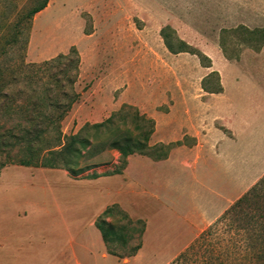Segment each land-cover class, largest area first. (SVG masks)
<instances>
[{
  "label": "rangeland",
  "instance_id": "374dc122",
  "mask_svg": "<svg viewBox=\"0 0 264 264\" xmlns=\"http://www.w3.org/2000/svg\"><path fill=\"white\" fill-rule=\"evenodd\" d=\"M38 1L0 0V27L8 18L17 20ZM38 15L30 22L27 31L29 44L25 52L17 50L14 61L10 65H3L4 69L6 66L10 67L6 71L7 75L14 73L16 76V80H9L11 83L5 90L13 93L25 90L30 84L34 86L39 83L38 85L44 86L56 74L61 78L59 72L66 67V61L60 60L50 65L43 63L64 53L48 59H40L33 54L38 50H52L57 45L60 47L73 43L80 60L79 77L73 85L79 98L62 122V131L66 137L79 133L87 124L102 123L128 106L131 107V114L137 112L138 117L142 118H130L127 126L131 130L139 124L147 126V132L154 126L155 131L156 121L151 113L166 112L174 108L177 111L200 113L203 117L201 128H207L210 124L212 129L223 131L227 138L235 142L239 138L238 133L229 122L216 115L219 102L210 101V98L215 97L202 89L203 79L212 71L219 72L223 89L225 82L231 87L230 98L237 96L229 104L224 102L225 107L228 105L230 113L239 114L248 124L239 127L240 143L230 149L234 156V167L228 176H222L223 168L220 169L217 186L225 184L227 180L229 187L232 185L236 188L244 178V185L249 187L198 234L193 243L206 233L204 245L200 244L201 254L197 256L192 252L182 264H196L197 258L204 255L208 257L210 252H206V247L215 248L217 259L213 261L217 264H264V55H260V59L257 55L264 47L256 48V42L251 43L252 46L243 43L244 39H256L262 35L258 31L264 30V0H54L51 9L40 18L37 42H33L31 49L34 22ZM166 26L173 28L175 37L208 56L212 60V68L203 67L197 55L171 54L161 36V31ZM241 27L255 31L256 35L239 30ZM223 39L225 50L221 46ZM22 53L26 64L30 65L18 63ZM218 56L223 57L225 65L239 64L235 65L233 74L227 75L221 62V71L213 67L214 59ZM72 59L76 60L77 56ZM67 66L69 73L75 75L76 70L70 68L69 64ZM242 70L246 72L244 76ZM234 78H237V83ZM65 84L64 81L61 83ZM53 85L52 83L50 86L54 88ZM67 85L63 88L64 91L71 90ZM59 90L56 87L54 93H59ZM15 99L14 104L4 103L5 100L0 99V125L7 128L19 122L27 125L24 118L28 115L25 111L18 110V106L25 103L24 97ZM9 105L17 109L13 115L5 113ZM225 111L227 112L226 108ZM151 119L154 125L150 122ZM138 133L135 131L134 134ZM184 142L191 143L188 138ZM151 147L153 149L148 153L152 155L147 156L154 158L169 154L176 146L157 144ZM90 150L82 162L87 170L77 179L71 178L63 170L28 167L31 174L29 171L14 172V180L21 183L22 190L35 189L36 200L40 199L39 201L48 205L50 198L47 196L52 191L57 193V203L71 208H84L76 216L84 215L86 176L93 173L113 174L116 171L123 174L129 158L126 166H123L121 155L116 150ZM22 156L23 153H19L18 149L5 150L1 160H19ZM217 166H222L220 161ZM9 167L23 166L12 165L5 169ZM5 169L0 172V215L4 210L3 202L8 201L1 194L8 184L2 178ZM33 177H36V181L31 185L28 182ZM246 195L248 200L237 204ZM212 200L213 196L210 195L205 202ZM17 210L23 215L21 208ZM176 234V229L169 230L171 242ZM136 244L137 241L134 240L124 247L118 242L113 243L112 248L119 253H126Z\"/></svg>",
  "mask_w": 264,
  "mask_h": 264
},
{
  "label": "crops",
  "instance_id": "0c3cea01",
  "mask_svg": "<svg viewBox=\"0 0 264 264\" xmlns=\"http://www.w3.org/2000/svg\"><path fill=\"white\" fill-rule=\"evenodd\" d=\"M53 4L51 0L35 19L31 49L33 42H37L40 18ZM73 45L38 50L33 56L48 59L58 53H67ZM257 55L260 59L264 49ZM220 62L227 75L233 74L235 65H239H225L223 57L218 56L213 67L220 70ZM241 73L246 74L244 70ZM234 80L238 82L237 78ZM230 88L224 82V92L212 94L215 98L210 101L219 102L216 115L229 122L238 133L237 141L227 138L217 128L212 129L209 123L207 128H201L203 117L198 112L174 108L155 111L151 117L156 127L149 146L183 143L173 148L165 159L134 154L129 156L123 174L85 179V213L78 215L79 218L76 213L84 208L60 205L55 192L49 191L50 203L46 205L36 200L35 189L22 190L21 183L14 180V172L29 171L31 174L28 167L5 169L2 178L8 184L1 194L8 201L3 202L4 210L0 215V264H170L174 261L208 223L217 219L235 197L249 187L244 185V178L236 188L229 187L227 180L217 186L220 169L223 168L222 176L232 171L234 156L230 149L240 143L239 127L248 124L239 114L230 113L228 105L225 107L224 102L229 104L237 99L236 95L230 98ZM185 138L191 143L184 142ZM218 161L222 165L220 168ZM34 181L36 177L28 183L32 185ZM210 195L214 201L206 203ZM112 204H119L132 219L146 222L142 247L132 257L123 259L110 254L96 227L98 217ZM15 208H21L23 215ZM170 229L177 230L172 242L168 235Z\"/></svg>",
  "mask_w": 264,
  "mask_h": 264
},
{
  "label": "trees",
  "instance_id": "16d2710c",
  "mask_svg": "<svg viewBox=\"0 0 264 264\" xmlns=\"http://www.w3.org/2000/svg\"><path fill=\"white\" fill-rule=\"evenodd\" d=\"M51 0H39L38 3L30 10L21 14L17 20L8 18L4 20L0 27V99H4V103L14 104L15 98L23 99L25 103L18 106L19 111H25L28 116L24 118L27 125L24 123L12 124L7 128L5 125H0V172L7 166L18 165L23 167H33L41 169L63 170L68 173L71 178L77 179L83 172L87 170L83 167L82 162L86 153L90 149H96L98 152H103L107 149H113L120 153L123 166L127 164V158L134 154L152 155L148 151L153 149L148 142L154 132V126L151 131H146L147 126L135 125L134 130L127 126L132 116L138 114H131L129 109L131 107L124 106L119 112L113 114L110 118L102 123L85 125L77 134L66 137L62 131V122L66 115L71 110L72 106L77 102L79 95L73 90L77 78L79 77V54L75 46H73L68 54H61L57 58L45 61L43 65H50L60 60L67 62L66 67L59 72L62 77H57L58 74L51 77L50 83L54 84V88L50 83L31 84L25 90L18 92H7L5 89L9 87V80H16V76L7 75L6 71L10 67L3 65H10L14 61V56L17 50L25 52L29 44L28 28L32 18L38 13L45 10ZM245 30L252 35H256L255 31H249L245 27L239 28ZM257 33V32H256ZM262 34L255 37L244 39L243 43L252 46L256 42V48L264 47V30L258 31ZM175 32L172 27L166 26L161 31V36L164 44L171 54L177 55L181 53H190L197 55L200 58L203 67L212 68V60L200 51H195L186 41L175 37ZM223 50H225V41L221 42ZM21 54V65H30L25 62V55ZM77 56L76 60L72 57ZM17 61V60H16ZM70 68L76 70V74H70ZM37 66V64H31ZM10 78V79H9ZM68 84L71 88L69 91H64L65 85ZM40 86V87H39ZM56 87H59V93H54ZM202 89L208 94H220L223 92L221 77L219 72H210L202 81ZM2 107V106H0ZM16 108V107H15ZM14 106H7L6 114L13 115L17 109ZM128 108V109H127ZM127 109V110H126ZM133 109V108H132ZM29 112H32L29 115ZM150 122L154 125V121ZM135 131L139 132L135 135ZM183 142L170 144L174 146L180 145ZM18 149L19 153H23L19 160H1V155L5 150ZM91 151V150H90ZM168 153L154 157L156 160L167 158ZM153 157V156H152ZM116 171L113 174H103L104 176L120 174ZM103 175L93 173L86 176L88 179H97ZM81 178V177H80ZM248 195L240 199L237 204H241L248 200ZM96 227L102 234L103 240L107 246L108 252L119 258H129L138 253L142 247L143 236L146 229V223L143 220H134L130 215L121 208L119 204H112L108 206L96 221ZM136 240V246L126 253H119L112 248L113 243H122L124 247ZM206 241V233H203L191 246H189L176 260L171 264H182L186 262L189 257L195 252L197 256L201 246ZM206 245V244H205ZM210 246V245H207ZM193 252V253H192ZM206 252H210L208 257L201 256L197 258L196 264H215L216 258L215 248L206 247ZM203 253V254H206ZM217 264V263H216Z\"/></svg>",
  "mask_w": 264,
  "mask_h": 264
}]
</instances>
